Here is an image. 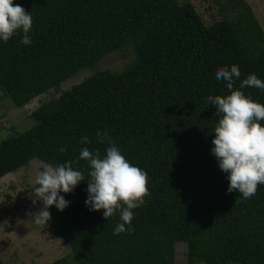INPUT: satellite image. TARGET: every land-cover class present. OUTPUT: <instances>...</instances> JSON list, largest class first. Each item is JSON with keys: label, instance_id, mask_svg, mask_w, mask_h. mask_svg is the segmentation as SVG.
<instances>
[{"label": "trees", "instance_id": "1", "mask_svg": "<svg viewBox=\"0 0 264 264\" xmlns=\"http://www.w3.org/2000/svg\"><path fill=\"white\" fill-rule=\"evenodd\" d=\"M228 2L240 18L205 26L175 0H14L32 15V43L20 42L22 32L0 41L1 98L21 108L92 71L32 111L29 129L0 142V178L33 159L79 161L74 169L85 176L60 193L70 202L64 211L49 208L70 254L48 264H172L177 243L201 264H264V184L247 200L229 193L228 174L211 154L219 117L206 98L230 94L219 68L237 65L234 90L264 105V90L240 89L250 74L264 81V37L243 0ZM112 52L130 55L129 65L98 70ZM98 131L148 175L150 195L119 235V211L105 220L85 205L90 168L79 154L86 147L106 155ZM85 136L90 143H81Z\"/></svg>", "mask_w": 264, "mask_h": 264}, {"label": "clouds", "instance_id": "2", "mask_svg": "<svg viewBox=\"0 0 264 264\" xmlns=\"http://www.w3.org/2000/svg\"><path fill=\"white\" fill-rule=\"evenodd\" d=\"M32 15L14 0H0V41L7 43L14 35L23 33L21 43H32L29 35L32 29ZM217 79L226 82L230 94L225 96L209 95L206 99L215 106L218 123L214 128L211 154L215 156L219 169L227 173L229 193L236 191L247 200L255 195L258 185L264 184V105L254 102L241 90H234V82L240 78L237 65L219 68ZM253 87L264 90V81L250 74L240 83V89ZM99 143L106 141L110 145L106 155L101 157L98 151L82 148L79 160L88 161L90 171L87 182L86 207L90 211L103 210V218L108 220L117 211L121 223L114 228V235L130 230L134 218V209L144 203V197L150 195L147 172L130 164L115 146L107 132H97ZM82 144L90 143L87 136ZM60 152L66 151L61 148ZM79 161H68L58 165L45 164L35 175L33 206L37 201L42 207L28 215L38 226H47L51 219L49 208L53 205L64 211L70 204L60 193H72L85 180L82 171L74 169ZM126 225L129 226L126 228Z\"/></svg>", "mask_w": 264, "mask_h": 264}, {"label": "rangeland", "instance_id": "3", "mask_svg": "<svg viewBox=\"0 0 264 264\" xmlns=\"http://www.w3.org/2000/svg\"><path fill=\"white\" fill-rule=\"evenodd\" d=\"M178 4L189 3L205 26L220 20L235 23L243 11L233 8L228 0H175ZM264 37V0H243ZM244 24H242L243 26ZM130 55L112 52L101 59L98 70L121 71L129 65ZM92 71L82 70L57 88L37 96L21 108H14L0 95V142L16 133L29 129L34 121L30 114L44 103L56 99L63 91L78 84ZM43 163L31 160L16 172L0 178V264H48L70 254V247L58 238L51 227L32 222L28 213L42 207L40 201L33 206L32 198L35 175ZM187 244L177 243L174 247L172 264H201L187 256Z\"/></svg>", "mask_w": 264, "mask_h": 264}]
</instances>
